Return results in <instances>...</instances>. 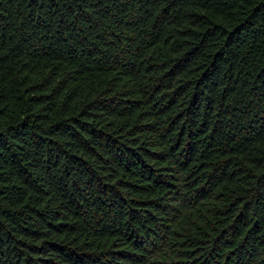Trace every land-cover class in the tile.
<instances>
[{"label": "trees", "instance_id": "1", "mask_svg": "<svg viewBox=\"0 0 264 264\" xmlns=\"http://www.w3.org/2000/svg\"><path fill=\"white\" fill-rule=\"evenodd\" d=\"M0 264H264V0H0Z\"/></svg>", "mask_w": 264, "mask_h": 264}]
</instances>
